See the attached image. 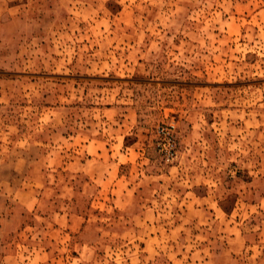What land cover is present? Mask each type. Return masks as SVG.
Segmentation results:
<instances>
[{"label":"rangeland","instance_id":"374dc122","mask_svg":"<svg viewBox=\"0 0 264 264\" xmlns=\"http://www.w3.org/2000/svg\"><path fill=\"white\" fill-rule=\"evenodd\" d=\"M0 264H264V0H0Z\"/></svg>","mask_w":264,"mask_h":264},{"label":"built area","instance_id":"2783aa9c","mask_svg":"<svg viewBox=\"0 0 264 264\" xmlns=\"http://www.w3.org/2000/svg\"><path fill=\"white\" fill-rule=\"evenodd\" d=\"M171 155V154H170Z\"/></svg>","mask_w":264,"mask_h":264}]
</instances>
